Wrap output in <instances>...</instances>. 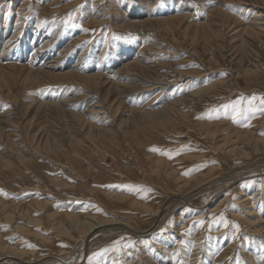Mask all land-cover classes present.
Instances as JSON below:
<instances>
[{
	"label": "rangeland",
	"instance_id": "374dc122",
	"mask_svg": "<svg viewBox=\"0 0 264 264\" xmlns=\"http://www.w3.org/2000/svg\"><path fill=\"white\" fill-rule=\"evenodd\" d=\"M1 29L77 72L0 66L2 263L264 264V0H0Z\"/></svg>",
	"mask_w": 264,
	"mask_h": 264
},
{
	"label": "bare ground",
	"instance_id": "6f19581e",
	"mask_svg": "<svg viewBox=\"0 0 264 264\" xmlns=\"http://www.w3.org/2000/svg\"><path fill=\"white\" fill-rule=\"evenodd\" d=\"M135 14H139V13L134 12L133 15H135ZM3 29L6 30V26L3 27ZM43 37H44V34L35 35L34 39L33 40L30 39L31 40L30 41V40H27L28 37L26 36V37L23 38L22 42H20V43L18 42L17 44H15L17 42L16 39H13V37H11L9 39V33H7L6 31L3 32V30L1 29L0 30V46L3 45V52L0 55V66H2V71H3V68H4L5 64H8L9 66H17V63H22V64L23 63H29L33 67L37 66L36 67L37 68L36 71H34L35 74H37V75L51 74V73L56 72L57 70L63 69V72H56L54 74L56 76L59 75V78L62 79V80H76L77 79V77L75 75L77 73L76 70H74V71L73 70L64 71V69H66L68 67H66V66L63 67L61 53H59L57 55L53 54L54 50L52 49V47L46 45V43L48 41H47V39H44ZM28 49L32 51L31 52V56L29 58L26 57V51ZM125 54H126L125 56H128V53H125ZM142 61H144L147 64V62L145 61L144 58L142 59ZM145 63H143V64H145ZM78 67H79V63L75 64L71 68H73V69L77 68L78 70H80V68H78ZM126 67L127 66H125L124 69ZM17 68H18V66H17ZM128 68H129V65L126 68V70ZM143 68H146L148 70L151 69V67H149V66H143ZM157 214H158V212L155 211V215H157ZM249 215L250 216H255L254 213L249 214ZM71 219L74 220V221L78 220V218L76 216L72 217ZM259 222H260V224L264 225V221L263 220L260 219ZM77 225H78V223H77ZM82 227H85V226H82ZM123 227H126V224L124 222H122V221H117V220L112 221L110 223H100V224H97L96 226L91 227V229L89 231L87 230L88 232L85 233V235L88 236V237H91L92 235L96 236L98 234L100 235V234L105 233V232H109V233L110 232H117ZM75 229H76V227H75ZM63 230H64V231H62L63 234L66 235L67 234L66 230L65 229H63ZM262 231L264 232V228H260V232H262ZM122 232H123V230H122ZM128 232H130V231H128ZM133 233H135V231ZM139 235H140V233H139ZM93 240H91V241L94 242ZM251 245H252V243H251ZM10 250H11V253H9L10 255H8V256L6 255L5 258L0 259V264H7V262H5V263L1 262L3 259H6V258H10V260L11 259H19L20 256L23 255V252L17 251V249H15V248H11ZM14 262H16V261H14ZM12 263H13V260H12ZM64 263L69 264L67 262H64Z\"/></svg>",
	"mask_w": 264,
	"mask_h": 264
},
{
	"label": "snow or ice",
	"instance_id": "6c2138e0",
	"mask_svg": "<svg viewBox=\"0 0 264 264\" xmlns=\"http://www.w3.org/2000/svg\"><path fill=\"white\" fill-rule=\"evenodd\" d=\"M69 19H71V16L69 17ZM73 27H75V25H73ZM254 99V97H253ZM243 103V97H241L240 100H237L236 102H234L232 105H224L223 107L225 109H227L228 107H232L234 115H233V119H237L242 113H244L246 111V109L242 108L241 105ZM155 150V149H154ZM131 187V186H128ZM139 190H145L146 189H139ZM116 244H119V241L115 242Z\"/></svg>",
	"mask_w": 264,
	"mask_h": 264
}]
</instances>
